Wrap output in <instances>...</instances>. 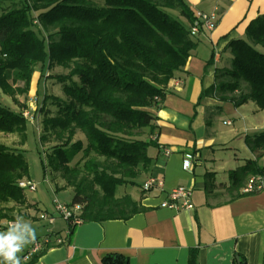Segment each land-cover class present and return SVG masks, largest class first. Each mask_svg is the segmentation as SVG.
<instances>
[{
  "label": "trees",
  "instance_id": "1",
  "mask_svg": "<svg viewBox=\"0 0 264 264\" xmlns=\"http://www.w3.org/2000/svg\"><path fill=\"white\" fill-rule=\"evenodd\" d=\"M6 3L10 6L2 7ZM0 10V90L5 96L27 95L38 66L68 71L51 76L64 99L44 96L38 109L43 114L41 140L52 141L42 159L43 173L48 168L52 181L61 179L62 189L72 191L70 206H80L81 224L126 221L141 213L138 201L129 194L117 195L116 190L136 186L138 176L152 165L149 149L158 148L148 139L155 130L153 112L160 108L168 82L183 71L196 47L190 26L182 22L193 21L187 0H0ZM226 50L230 67L216 70L214 84L202 90L198 103L211 98L238 108L252 102L263 110L264 14ZM48 103L56 108L52 116ZM25 132L22 113L0 104V133L24 139ZM245 143L252 152L264 153V133L247 137ZM262 156L229 172L224 189L231 198L242 195L249 176L264 174L258 165ZM22 179H29L25 152L0 144L3 230L14 219L12 208L4 207L38 209L19 188ZM206 180L209 196L218 186L213 175ZM141 188L139 195L145 194ZM68 226L69 241L76 226ZM57 236L37 238L47 243L27 260L29 250L21 253L23 264H35L46 250L65 244H56ZM197 255L190 250L187 264H196ZM100 264L131 262L109 253Z\"/></svg>",
  "mask_w": 264,
  "mask_h": 264
},
{
  "label": "crops",
  "instance_id": "2",
  "mask_svg": "<svg viewBox=\"0 0 264 264\" xmlns=\"http://www.w3.org/2000/svg\"><path fill=\"white\" fill-rule=\"evenodd\" d=\"M187 2L192 13H216L218 22L212 32L193 37L195 49L183 71L168 82L160 108L153 112L155 130L148 139L158 148L149 149L152 165L136 181L141 179L142 185L152 177L162 180L163 186L130 195L143 208L141 213L126 221L80 224L69 241L65 221L44 222L41 238L58 233L65 244L46 250L35 264H100L109 253L121 254L131 264H187L193 249L198 254L196 264H234L236 257L243 264H264V189L223 201H218L221 194L216 196L217 191L225 193L229 172L246 161L263 154L258 161L262 167L263 151L252 152L245 139L264 133V109L252 102L234 108L211 98L198 103L202 90L214 84L216 70L230 67L227 44L243 39L247 25L264 14V0ZM164 150L170 154L165 156ZM226 152L232 153V159ZM222 153L230 166L224 174L220 173L224 163L218 162ZM185 154L193 156L190 168L184 167ZM207 175H213L218 186L209 196ZM178 187L190 190L192 210L161 207Z\"/></svg>",
  "mask_w": 264,
  "mask_h": 264
},
{
  "label": "rangeland",
  "instance_id": "3",
  "mask_svg": "<svg viewBox=\"0 0 264 264\" xmlns=\"http://www.w3.org/2000/svg\"><path fill=\"white\" fill-rule=\"evenodd\" d=\"M28 1L31 3V0ZM96 2L99 5L101 4L99 1ZM4 6H10V4H3L2 7ZM39 36L44 38L45 34L43 32H40ZM36 70L37 72L32 77L30 91L27 95H16L13 99L11 97L5 96L0 90V104L14 111H20L22 113V116L23 113L27 111V106L30 101L35 102L36 107L33 121L30 122L29 120H26V132L24 139L19 135L0 133V144L5 145L9 148L22 149L25 152L28 163V180L35 184L36 190L33 192L25 190L24 194L28 202L37 203L39 208L37 212H28V209L26 207H17L16 205L10 204L3 209L12 208V217L15 218V216L17 215L22 216L35 228L36 237L41 238L44 233L43 229L45 228L46 224L43 221L39 220V215L43 214L42 212H45V214L55 215V203L70 206L72 200V191L70 189H62L61 186H63L65 183L61 179H57L56 182L52 181L51 174L48 168H46V174L43 173L42 159L45 160L47 148L52 145V141L43 143L41 140V137L43 136L41 125L43 114L38 111L44 96L64 99L61 91V86L54 79H52L51 76L65 75L68 73V71L60 67H56L51 71H48L45 67L43 68L41 66H38ZM16 86H19L21 88L22 84L17 83ZM46 108L50 113V116L55 114L56 108L50 103L47 104ZM31 116H33V114H31ZM220 116L222 118L227 117L226 115L222 114ZM235 125H237V123H235ZM144 132L148 135L147 130H145ZM225 154H229L228 156H230V159H232V153L226 152ZM221 157V160L219 159L218 162L224 163V169L226 171H224L223 169L220 172L224 174V172H228L230 166H228L229 161L224 158V153L221 154ZM24 180L25 179H22L20 181ZM136 182V186L118 187L116 190V194L120 195L124 192L132 196L138 195L141 187V179L137 180ZM242 189L241 193H243ZM216 194V196H219V194H221L218 198V201H223L226 198L230 197L227 192L222 193L217 191ZM0 208H2V205H0ZM0 224H6V221H0ZM4 230L1 229L0 231ZM30 246L31 244L26 246L23 252L29 250Z\"/></svg>",
  "mask_w": 264,
  "mask_h": 264
},
{
  "label": "built area",
  "instance_id": "4",
  "mask_svg": "<svg viewBox=\"0 0 264 264\" xmlns=\"http://www.w3.org/2000/svg\"><path fill=\"white\" fill-rule=\"evenodd\" d=\"M217 22H218V16L216 13H205L202 11L193 12V21L190 25V36L195 37L201 31L212 32L216 28ZM35 110H36L35 102L30 101L27 106V111L23 113V117L26 120L32 122L34 119ZM31 114H33V116H31ZM224 124L230 125L229 122H225ZM169 154H170L169 150H164L165 156H168ZM192 161H193V156L191 154L184 155L185 168H190L192 165ZM262 169L264 170V159L262 162ZM18 186L20 189L24 191L28 190L33 192L36 190L35 184L26 179L24 181H20ZM162 186H163L162 180H158L151 177L148 178L142 184L141 189L145 194H148L155 189H160ZM263 189H264V174L254 175V176H249L247 178L245 182V186L242 189V192L244 194H249ZM190 196H191L190 190L184 187H178L168 193V200L166 202H163L161 204V207L178 209V210L179 209L192 210L193 206L190 203ZM179 201L180 204H178ZM54 210H55V215L45 214V212H42L43 214L39 215V220L45 222L48 225H52L54 224L57 218L62 219L67 223V230L64 233L65 236L69 235L70 230L68 224L73 226H79L81 224V219L79 217L81 208L79 205L65 206L55 203ZM63 242L64 241L61 237L57 236L55 238L56 244H61ZM45 243H47V239L43 241L36 240L35 243L31 244L28 255L25 257L24 260H27L32 254L39 252Z\"/></svg>",
  "mask_w": 264,
  "mask_h": 264
},
{
  "label": "clouds",
  "instance_id": "5",
  "mask_svg": "<svg viewBox=\"0 0 264 264\" xmlns=\"http://www.w3.org/2000/svg\"><path fill=\"white\" fill-rule=\"evenodd\" d=\"M36 238L32 224L22 216H15L7 223L6 230L0 231V264H23L20 254Z\"/></svg>",
  "mask_w": 264,
  "mask_h": 264
},
{
  "label": "water",
  "instance_id": "6",
  "mask_svg": "<svg viewBox=\"0 0 264 264\" xmlns=\"http://www.w3.org/2000/svg\"><path fill=\"white\" fill-rule=\"evenodd\" d=\"M236 260H237V261L239 260L238 257H236Z\"/></svg>",
  "mask_w": 264,
  "mask_h": 264
}]
</instances>
